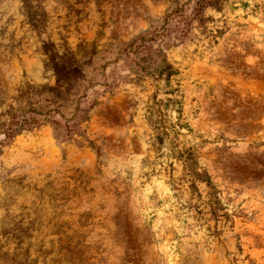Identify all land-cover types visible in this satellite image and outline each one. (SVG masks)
<instances>
[{
  "label": "rangeland",
  "instance_id": "1",
  "mask_svg": "<svg viewBox=\"0 0 264 264\" xmlns=\"http://www.w3.org/2000/svg\"><path fill=\"white\" fill-rule=\"evenodd\" d=\"M0 264H264V0H0Z\"/></svg>",
  "mask_w": 264,
  "mask_h": 264
},
{
  "label": "trees",
  "instance_id": "2",
  "mask_svg": "<svg viewBox=\"0 0 264 264\" xmlns=\"http://www.w3.org/2000/svg\"><path fill=\"white\" fill-rule=\"evenodd\" d=\"M208 4H216L215 2H209ZM55 52L51 53L52 56V65L51 68L53 69L55 76H56V81H57V85L58 86H63V83H68L69 81H75L77 79V77L80 75H75V76H71L70 75V69L73 67H77V66H70L69 64H67L69 66H66V63H63L62 61V57L59 56L57 62L55 60ZM60 61V62H59ZM71 81V82H72ZM70 85V84H68ZM59 94V92L57 93V95Z\"/></svg>",
  "mask_w": 264,
  "mask_h": 264
}]
</instances>
